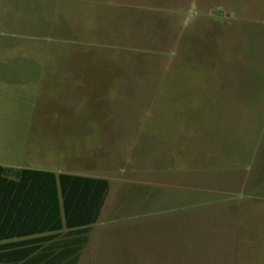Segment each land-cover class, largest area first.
I'll use <instances>...</instances> for the list:
<instances>
[{
  "label": "crops",
  "instance_id": "0c3cea01",
  "mask_svg": "<svg viewBox=\"0 0 264 264\" xmlns=\"http://www.w3.org/2000/svg\"><path fill=\"white\" fill-rule=\"evenodd\" d=\"M39 1L40 11H32L31 0H0V134L18 126L37 131L36 86L44 85L60 90L45 116L61 121L50 127L141 134L125 165H117V151L108 152L115 144L110 135L103 150L92 146L78 153L85 173L55 172L108 181L78 264H264V208H258L264 207V110L230 111L222 107L225 94L208 93L196 115L205 116V124L194 119L191 125L178 123L168 138L150 136L156 131L146 126L154 114L133 104L147 102L149 95L133 97L121 87L131 85L124 75L135 66L117 62L118 24L102 30L97 21L113 15L117 22L126 9L149 0ZM100 65L111 68L112 76L96 77ZM100 80L109 85L100 95L104 108L99 116L86 114L87 86ZM131 108L133 118L127 116ZM11 117L16 120L5 119ZM102 153L111 164L104 168ZM51 225L32 221L16 228L29 235L0 244L30 241L41 247L21 259L45 262L43 251L67 244L74 237L70 230H77L63 228L57 238L42 241L55 234Z\"/></svg>",
  "mask_w": 264,
  "mask_h": 264
},
{
  "label": "rangeland",
  "instance_id": "374dc122",
  "mask_svg": "<svg viewBox=\"0 0 264 264\" xmlns=\"http://www.w3.org/2000/svg\"><path fill=\"white\" fill-rule=\"evenodd\" d=\"M31 6L32 11L41 9L39 0H31ZM132 8L119 15L122 21L116 22L113 15L97 21L102 30L111 22L112 28L118 24L117 62L135 66L124 75L125 82L131 80V85L121 87L133 97L149 95L147 102L133 103L138 105L136 108L154 114V121L145 124L156 133L148 135L168 138L178 123L191 125L194 119L205 124V116L196 115L208 93L225 94L222 107L230 111L264 110V0H149ZM108 75L112 76L111 68L100 65L96 69V77L103 79ZM100 82L87 86L86 114L99 116L104 108L100 95L109 85ZM36 88L38 103L32 120L37 131L27 133L21 131L24 127H8L14 131L0 134V163L85 173L86 166L80 164L78 153L92 146L103 150L102 145H107L111 135L115 137L111 143L115 144L109 145L108 152L117 151V165H125L135 137L141 134L72 133L63 132L58 126L50 127L61 121V117L45 116L55 105L54 94L59 96V86ZM138 99L134 98L133 102ZM141 104L144 106L140 107ZM136 108L129 109L127 116L133 118ZM105 156L101 154L102 168L110 164ZM82 158L86 161L84 153Z\"/></svg>",
  "mask_w": 264,
  "mask_h": 264
},
{
  "label": "trees",
  "instance_id": "16d2710c",
  "mask_svg": "<svg viewBox=\"0 0 264 264\" xmlns=\"http://www.w3.org/2000/svg\"><path fill=\"white\" fill-rule=\"evenodd\" d=\"M108 192V181L46 170L0 166V242L12 240L24 233L18 227L52 224L57 238L63 228L74 237L64 243H55L43 252L48 259L35 261L29 257L41 246L30 241L0 244V264H78L88 242L90 225L94 224ZM30 231H36L31 229ZM44 256V257H45Z\"/></svg>",
  "mask_w": 264,
  "mask_h": 264
}]
</instances>
